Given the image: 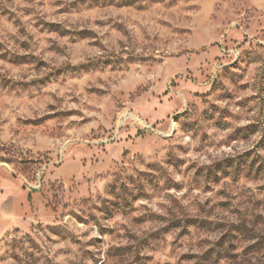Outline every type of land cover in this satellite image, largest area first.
<instances>
[{"label":"rangeland","instance_id":"rangeland-1","mask_svg":"<svg viewBox=\"0 0 264 264\" xmlns=\"http://www.w3.org/2000/svg\"><path fill=\"white\" fill-rule=\"evenodd\" d=\"M0 264H264V0H0Z\"/></svg>","mask_w":264,"mask_h":264}]
</instances>
